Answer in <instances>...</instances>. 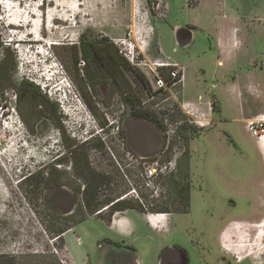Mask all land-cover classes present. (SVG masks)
<instances>
[{
    "label": "rangeland",
    "instance_id": "rangeland-1",
    "mask_svg": "<svg viewBox=\"0 0 264 264\" xmlns=\"http://www.w3.org/2000/svg\"><path fill=\"white\" fill-rule=\"evenodd\" d=\"M196 2L0 0V62L10 72L0 84V264H82L83 244L92 243L91 252L96 247L94 221L111 220L105 212L93 215L64 242L58 238V228L79 218L61 216L77 210L81 196L72 190L82 191L88 180L75 169L85 168L105 177L98 200L121 196L144 213L176 215L173 230L164 235L189 251L191 264H223L219 247L232 264H264V155L248 126L264 113V0H200L196 9L187 6ZM191 17H208L211 24L233 21L239 44L230 56L219 57L206 25L196 29L189 48L172 52V27H186ZM156 39L186 75L183 84L162 91L156 105L145 106L163 119L164 144L152 124L130 115V104L146 97V83L136 75L142 71L123 61L115 74L119 86L80 49L83 42L102 41L120 55L119 47L132 43L154 59ZM21 79L38 85L58 111L19 105L13 85ZM74 89L86 106L78 104ZM183 94L185 101L201 94L198 111L210 119L205 128L191 124L196 128L188 139L176 131L187 122ZM262 123L257 131L264 133ZM47 169L61 184L44 183ZM31 173L28 186L23 178ZM185 186L189 212L174 214L183 209L179 193ZM157 242L141 237L133 243L143 264L156 260Z\"/></svg>",
    "mask_w": 264,
    "mask_h": 264
},
{
    "label": "crops",
    "instance_id": "crops-1",
    "mask_svg": "<svg viewBox=\"0 0 264 264\" xmlns=\"http://www.w3.org/2000/svg\"><path fill=\"white\" fill-rule=\"evenodd\" d=\"M187 5V4H186ZM200 5V0H197L195 4L187 5L190 9H196ZM212 17V16H211ZM190 20L187 21L186 26L187 28L182 27L180 24H176L172 27V32L174 36V46L172 47V52L177 53L179 49H184V46L180 44L183 42L182 37L188 35L190 38V43L187 46L189 48L191 44L195 40V31L196 29H201L200 26L206 25V28L213 34V47L214 50L220 56L229 55L230 51L237 45L238 43V27L235 23L231 20L228 21H220L211 24L208 17H201V18H189ZM189 25V26H188ZM177 41L179 42L177 44ZM156 50L157 56L156 58L163 59V60H173L170 54L166 55L164 50L159 46L158 41ZM175 45H178V48L175 49ZM230 56V55H229ZM184 67V65L182 64ZM167 69H164V71ZM185 74V72H184ZM186 75L184 76V80ZM183 80V82H184ZM197 96H201L198 94ZM196 96V97H197ZM185 95H182L183 101H185ZM197 98H193V103L198 106V103L195 102ZM209 102H206L208 104ZM210 105V103H209ZM210 115H213V111H210ZM256 118V117H255ZM256 145L259 147L260 151L264 155V148L261 144H259V140L256 138ZM160 213H153L147 214L144 212H136L134 210H125L120 213H116L112 216L109 224H105V222L98 220L94 221V223L98 226V231L92 234L93 239H96L95 246L93 251L91 252L92 243L89 242L88 247H85L83 244V256L81 258L82 264H143L139 251L137 248L134 249H127V248H115L110 243L106 242L104 238L109 237L115 240H120L124 244L132 245L135 243L136 239L141 237L147 238V240L157 239V248H158V255L156 260L153 261L151 264H164V262L168 259L171 260H178L181 262H185L181 252L176 249L171 243L167 236L164 235L166 231L164 229L170 227V217L167 215V220L164 226L159 225L156 221L157 219L154 216L159 215ZM154 218V219H153ZM83 224H78L73 228L67 230L63 234V238L66 237V234L71 231H77L78 228L82 227ZM90 239H92L91 235H88ZM77 242L80 241V237L77 236ZM80 243V242H79ZM168 245L165 249V253L163 257H160V251ZM66 250L69 252L70 256L73 258L72 261L76 263L75 258L69 251L67 245H65ZM170 258V259H169ZM77 264V263H76ZM79 264V263H78Z\"/></svg>",
    "mask_w": 264,
    "mask_h": 264
},
{
    "label": "trees",
    "instance_id": "trees-1",
    "mask_svg": "<svg viewBox=\"0 0 264 264\" xmlns=\"http://www.w3.org/2000/svg\"><path fill=\"white\" fill-rule=\"evenodd\" d=\"M189 26V25H188ZM81 52L83 57L86 61L92 62V65L101 71H106L109 75L112 76L113 80L117 85L120 86V83L118 79L116 78L115 74H118L120 72V68H123L125 61L121 55H118L117 51L111 50V48L102 41H89V42H83L80 46ZM115 52V53H114ZM122 58V59H121ZM3 62V61H2ZM0 62V84H3L7 82L10 78L5 77V74H10L9 70L5 69L4 65ZM79 62V61H78ZM13 66V65H12ZM162 73L166 75V70L162 69ZM139 80H141L143 83L144 78L143 75L136 73ZM6 78V79H5ZM106 80V79H104ZM92 85V84H91ZM144 88H146V85L143 84ZM15 88V99L21 104H28V105H35L40 106L41 112H51L56 113L58 111L57 106L52 101H49L45 95H42L38 85H35L33 82L28 81L26 79H21L16 84L13 85ZM93 86V85H92ZM4 88V87H3ZM41 99H38V98ZM139 101L132 102L130 104V115L133 118H139L144 119L146 121L151 122L155 125L157 130L160 131L162 137H163V144L166 142V127L163 124V119H160L159 116L154 113L153 111L140 107ZM215 107L213 106V109ZM196 128L186 122L185 120L177 126L176 131L179 133L180 136H182L185 139L189 138V134L192 132V130ZM85 142V141H84ZM95 149H97L95 147ZM62 159H59V157L55 158L54 161L61 162ZM87 172H84V169H75L76 176H78L80 179L88 180L86 183V190L84 193L80 190V186L74 188L73 194L77 196H81L82 199L78 201L77 210L70 213V215H62L63 218H69L74 217L75 214H80L79 218L74 219L72 221V224L70 226L61 227L58 228L57 234L60 235L58 238H62L63 240V234L77 225L78 223L83 222L88 215H95L97 214V211L101 210L104 207H107L105 210V213L108 214V220L111 218V216L116 212H123L127 209H135L139 212H144L141 205L134 206L133 204L129 203L127 199L120 198L121 196H106L103 200H98L99 194L102 191V181L105 178L102 174L94 173L93 171L85 168ZM42 173V172H41ZM46 174V177H43L44 183H46L48 186L52 185H58L60 183V177L56 176L53 171L50 169H47V171H44ZM43 174V173H42ZM35 175L33 173L24 176L25 183L28 186H33V177ZM181 198V203L183 205V208L188 209L190 204V196H189V188L188 186L183 187V189L179 193ZM54 205V204H53ZM55 207V206H54ZM104 211V210H103ZM102 211V212H103ZM161 212H167V211H161ZM100 214V213H98ZM105 241L108 243L113 244L115 247H125L134 249L132 245L124 244L120 240H115L112 238H105ZM64 242V240H63Z\"/></svg>",
    "mask_w": 264,
    "mask_h": 264
},
{
    "label": "built area",
    "instance_id": "built-area-1",
    "mask_svg": "<svg viewBox=\"0 0 264 264\" xmlns=\"http://www.w3.org/2000/svg\"><path fill=\"white\" fill-rule=\"evenodd\" d=\"M124 44V43H122ZM119 54L126 60L132 67L142 71L143 76L147 82L145 88V98L141 99L139 106L145 108L149 104L156 105L159 94L178 84H183L184 80V67L174 60H163L159 58L151 59L149 57L141 55L137 51L134 45H123L119 47ZM79 65H84V61H79ZM162 69H167L166 75L162 73ZM74 97L78 104L86 106L81 95L76 89H74ZM197 100H201V96L197 97ZM182 108L187 114V122L200 128H205L210 124V119L204 118L208 113L199 112L198 106L191 101H183ZM258 117V116H257ZM264 120V113L261 114V119H251L248 121V126L255 132L258 128H262V121ZM257 122V123H256ZM264 133H255L256 137H261ZM167 167L152 168L153 171L149 170L150 174L156 173V169L164 171Z\"/></svg>",
    "mask_w": 264,
    "mask_h": 264
},
{
    "label": "flooded vegetation",
    "instance_id": "flooded-vegetation-1",
    "mask_svg": "<svg viewBox=\"0 0 264 264\" xmlns=\"http://www.w3.org/2000/svg\"><path fill=\"white\" fill-rule=\"evenodd\" d=\"M111 50H113V49H111ZM101 71V70H100ZM101 82H106V80H101ZM86 190V183L83 185V188H82V192L84 193V191ZM81 199H82V197H81ZM190 203H191V200H190ZM181 205H182V203H181ZM182 207H183V205H182ZM107 207H104V208H102L101 210H99V211H97V214H95V215H97V216H100L103 212H105V210H107L106 209ZM189 209H190V204H189V207H188V209H185V208H183V209H181L180 211H178V212H174V214H179V215H183V214H186L187 212H189ZM104 210V211H103ZM103 211V212H102ZM98 213H100V214H98ZM115 214V213H114ZM113 214V215H114ZM66 215H70V213L69 214H66ZM94 215V216H95ZM112 215V216H113ZM91 216H93V215H88L87 217H86V219L83 221V222H81L82 224L83 223H85V222H87V221H91V219H90V217ZM107 216H108V214H107ZM112 216H111V218H112ZM176 215H174V216H171L170 217V227H168V230L166 231V233H169V232H171L172 230H173V228H174V225H172V218L173 217H175ZM110 218V219H111ZM98 219H101V218H99L98 217ZM81 223H78V224H81ZM77 224V225H78ZM76 226V225H75ZM106 238H109V237H106ZM104 240H105V238H104ZM216 241L218 242V246H220V242H219V238H218V236H216ZM171 243V242H170ZM176 249H178L180 252H181V254H182V256H183V258L185 259V262H181V261H178V260H171V261H169L168 259L164 262V264H191V255H190V253H189V251L186 249V248H184L181 244H179V243H171ZM168 245H166L164 248H162V250L160 251V257L162 258L163 257V255H164V253H165V251H166V247H167ZM166 248V249H165ZM219 253H220V255H219V259L222 261V263L223 264H232L231 263V259L229 258V256L227 255V254H225V253H223L221 250H220V247H219ZM170 259V258H169Z\"/></svg>",
    "mask_w": 264,
    "mask_h": 264
},
{
    "label": "bare ground",
    "instance_id": "bare-ground-1",
    "mask_svg": "<svg viewBox=\"0 0 264 264\" xmlns=\"http://www.w3.org/2000/svg\"><path fill=\"white\" fill-rule=\"evenodd\" d=\"M18 27L20 28L19 25H18ZM255 119H261V115H259ZM255 133H257V131ZM257 139L259 140V144H261L264 148V134L261 137H258ZM154 218L157 219L156 221L159 223V225L164 226L166 223V220H167V214L166 213H160L159 215L154 216Z\"/></svg>",
    "mask_w": 264,
    "mask_h": 264
},
{
    "label": "water",
    "instance_id": "water-1",
    "mask_svg": "<svg viewBox=\"0 0 264 264\" xmlns=\"http://www.w3.org/2000/svg\"><path fill=\"white\" fill-rule=\"evenodd\" d=\"M184 28H187V26L186 27H184ZM182 39H183V42H180V44H182L183 46H184V49H187V46L189 45V43H190V38H189V36L188 35H186V36H183L182 37ZM179 42L177 41V44H178ZM175 49H177L178 48V45H175V47H174ZM139 119V118H138ZM142 120H144V119H142ZM144 121H146V120H144ZM148 123H150V124H152L151 122H149V121H147ZM154 127H155V125L154 124H152ZM156 128V127H155ZM157 129V128H156ZM159 131V130H158ZM159 133H160V131H159ZM161 134V133H160ZM161 143L163 144V137H162V135H161ZM111 244V243H110ZM112 246H114L113 244H111ZM115 247V246H114ZM115 248H125V247H115ZM127 249H130V248H127Z\"/></svg>",
    "mask_w": 264,
    "mask_h": 264
}]
</instances>
